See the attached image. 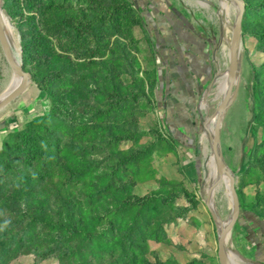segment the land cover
Wrapping results in <instances>:
<instances>
[{"label": "trees", "instance_id": "obj_1", "mask_svg": "<svg viewBox=\"0 0 264 264\" xmlns=\"http://www.w3.org/2000/svg\"><path fill=\"white\" fill-rule=\"evenodd\" d=\"M3 2L5 9L27 16L22 21L27 29L20 30L22 68H31L32 80L46 93L49 110L2 139L0 212L4 207L16 212L13 220L2 219L0 213V226L8 221L0 227V264L46 244L59 252L62 264H88L102 258L110 264H168L151 260L146 242L167 238L166 226L184 215L178 197L189 202H195V197L182 183L166 180L159 190L142 196L133 195L132 189L143 181L144 164L160 144L173 150L175 142L154 129V141L127 153L117 150L121 141L137 143L146 134L125 122L137 118L134 106L141 101L145 108L152 107L156 85V70L140 71L132 51L138 42L133 28L144 30L140 15L128 0ZM243 2L242 33L251 35L264 54V0ZM253 69L254 121L264 128V62ZM78 90L96 104L75 101ZM70 135L87 143L68 139ZM100 144L105 148L98 149ZM97 150L101 157L96 156ZM250 164L264 172V138L255 143ZM53 177L69 192L76 188L75 194L67 191L62 197L66 219L55 225L46 220V208L38 200L36 210L28 215L19 205ZM237 195L243 208L238 190ZM261 205L264 193H257L245 208L264 220Z\"/></svg>", "mask_w": 264, "mask_h": 264}, {"label": "rangeland", "instance_id": "obj_2", "mask_svg": "<svg viewBox=\"0 0 264 264\" xmlns=\"http://www.w3.org/2000/svg\"><path fill=\"white\" fill-rule=\"evenodd\" d=\"M128 1L133 5L137 14L140 15L144 28V30L137 26L133 28V35L138 42L137 50L132 51L137 58L140 71L156 70V85L154 96H152V107L150 109L145 108L146 103L144 104L141 101L139 105L134 106L138 112L137 118L135 120L127 119L125 122L127 126L136 128L146 134L137 143L129 139L121 141L117 150L120 149L122 153H127L128 149L136 145L143 146L154 141L155 137L152 135L155 132L154 129H159L164 136H168L171 141L175 142L172 138L176 136L172 135V129L168 128L170 124L165 120V111L160 104L156 103L155 91L164 78L163 60L160 52L163 49L160 41L161 31L165 30L167 24H171L173 29L178 27L181 31L196 32L205 38L211 53L217 58L214 61L215 66L212 76L208 81L210 84L218 73L225 71L228 67L229 43L236 17L235 4L225 8V5L221 3L222 0ZM3 3L2 1L3 24L13 28L21 55L20 30L25 31L27 29V26L22 23L27 19L25 18L27 16L22 18L19 12L16 13V9H5ZM24 14L27 15V13ZM263 62L264 54L257 47L255 39L247 33H241L238 56L239 72L233 84V91L236 90V95L223 114L219 133V146L227 168L235 177V187L239 191L243 208L247 203L254 202L257 193H264L263 170L257 166H250L253 160L255 143L264 138V128L258 126L254 121L257 103L253 98V68ZM121 68L122 65L117 66V70ZM30 69V67H26L24 70L31 75ZM123 78L126 83L127 79ZM11 84L10 67L0 47V97ZM212 87L213 84L210 88L207 87V90L199 97L200 107L205 99L206 108L200 110L198 117L195 119L196 136L190 137L192 140L190 143L175 142L173 150H168L166 144L162 142L151 158L144 164L146 173L143 175V181L136 183L132 189L133 195L142 196L159 190L163 180H166L173 185L182 183L195 197V202H189L184 196L178 197L177 204L184 209V215L166 226L167 238L161 241L147 240L148 257L153 261L159 260L163 263L175 264L188 262L191 259L209 261L211 258L213 260L216 258L213 263H218V229L229 220L232 202L229 189L226 191L225 186L221 183L224 174L222 175L217 171L218 173L216 172L212 181L208 177L206 165L208 160L211 157L213 158V154L209 141L210 132L207 119L215 120L214 112L228 84L223 87L224 91H221L218 97H214L216 91ZM74 99L75 101L83 100L90 104L95 103L92 97L84 94L82 90L77 91ZM48 110L45 91L40 89L31 77V82L26 89L0 109V145L7 133L6 130L20 129L31 119L46 115ZM68 139L86 142V140H82L78 136L73 137V135H70ZM96 147L101 150L105 148L103 144ZM98 151L95 152L96 156L101 157ZM56 180L57 178L53 177V179L46 181L44 187L32 195V198L19 203L24 215L33 213L36 210L34 202L38 200L46 208L47 221L55 225L66 219V208L62 197L66 195L67 191L69 192V189L67 190L65 184L62 186L56 184ZM75 189L72 188L69 193L75 194ZM210 190L209 204L219 218L217 223L211 218L206 206ZM258 209L264 210V205H261ZM15 212V209L10 210L8 207H4L0 213L2 219L13 220ZM100 226L98 225V227ZM47 232L52 233L55 237L60 236L55 231ZM227 248L231 253L230 238L227 240ZM89 261H87L88 264H110L104 258ZM8 264H62V262L59 259V252L54 250L53 245L46 244L31 248L25 253H19Z\"/></svg>", "mask_w": 264, "mask_h": 264}, {"label": "crops", "instance_id": "obj_3", "mask_svg": "<svg viewBox=\"0 0 264 264\" xmlns=\"http://www.w3.org/2000/svg\"><path fill=\"white\" fill-rule=\"evenodd\" d=\"M160 36L164 78L159 88L156 87V103L165 111L168 128L176 136L172 139L176 143H190V137L197 134L195 119L201 110L199 97L207 90L217 58L199 33L173 29L167 24ZM229 238L231 253L227 248ZM227 240L226 254L235 264H264V220L253 210L240 208Z\"/></svg>", "mask_w": 264, "mask_h": 264}, {"label": "water", "instance_id": "obj_4", "mask_svg": "<svg viewBox=\"0 0 264 264\" xmlns=\"http://www.w3.org/2000/svg\"><path fill=\"white\" fill-rule=\"evenodd\" d=\"M2 1L0 0V9L2 10ZM237 5L236 10V17L232 27L231 32V39L229 43V62H228V73H229V83L226 91L224 92L223 97L221 98L215 112V122L212 128V133L209 134V141L211 146V152L213 154L215 167L218 172L221 174L227 175L229 178V195L232 202V211L229 220L226 224L222 225L221 228L218 229V236H217V258L219 264H235L231 258H229L226 254L225 243L230 234V231L234 224L236 223L239 212H240V202L237 195V190L235 187V177L227 168V165L224 162L220 146H219V133H220V126L223 114L227 108V106L231 103V100L236 95V90L233 91V84L235 76L238 74V56H239V45H240V38H241V24H242V17L244 13V2L243 0H233ZM0 47L3 51V54L9 63V65L13 68H16L15 63L12 60L11 49L7 42V38L5 36V32L3 30L2 19L0 15ZM21 57V55H20ZM19 76L21 77V82L12 90L10 91L4 98L0 100V109L3 108L5 105L10 103L16 97H18L27 87V85L31 82V75L25 71L22 67L18 69ZM216 78L211 80L209 84V88L214 83ZM211 197V190L208 192V197L206 200V206L210 213L211 218L217 223L219 218L209 205V200Z\"/></svg>", "mask_w": 264, "mask_h": 264}, {"label": "bare ground", "instance_id": "obj_5", "mask_svg": "<svg viewBox=\"0 0 264 264\" xmlns=\"http://www.w3.org/2000/svg\"><path fill=\"white\" fill-rule=\"evenodd\" d=\"M232 1V2H231ZM222 4L225 5V8H228L230 7L231 5L235 4L234 8L236 7L235 10H237V5L236 3L233 1V0H222L221 1ZM2 13V10L0 9V15H1V19H2V25H3V30L5 32V36L7 38V42L9 44V47L11 49V54H12V60L13 62L15 63L16 65V68H13L9 65L10 67V71H11V77H12V84L8 87L7 91L4 92L1 97H0V100L2 98H4L10 91H12L20 82H21V77L19 76V73H18V69L19 67L21 68V61H20V53H19V47H18V43H17V39L15 38L14 36V31H13V28H11L10 26H6L3 24V19H4V16L1 14ZM3 17V18H2ZM233 24V23H232ZM239 48H240V45H239ZM227 76V77H226ZM238 75L235 76V78L237 77ZM235 80V79H234ZM229 83V73H228V69H226L225 71L223 72H220L217 74L216 76V79L213 83V89L216 91V95L214 94V97H218L219 94L221 93V91H224L223 90V87ZM234 99V98H233ZM232 99V100H233ZM231 100V102H232ZM206 108V103H205V99L204 101L202 102L201 104V110H204ZM204 117V116H203ZM206 117V116H205ZM213 119V118H212ZM208 120V126H209V132L212 133V128H213V123L214 121L210 120L209 118L207 119ZM206 168L208 170V174H209V179L210 181H212V178L215 177L216 175V172L217 170L215 169V166H214V160L213 158L211 157V159L208 160L207 162V165H206ZM229 169V168H228ZM218 173V172H217ZM223 175V174H222ZM221 183H223V185L225 186V189L226 191H228L229 189V178L227 177V175H223L222 176V179H221ZM212 184V183H211ZM211 188V187H210ZM216 188V187H215ZM216 190V189H215ZM214 191V190H213ZM228 193V192H227ZM210 205V204H209ZM226 224V222L224 223ZM223 224V225H224ZM219 225V224H218ZM221 228V227H220Z\"/></svg>", "mask_w": 264, "mask_h": 264}, {"label": "clouds", "instance_id": "obj_6", "mask_svg": "<svg viewBox=\"0 0 264 264\" xmlns=\"http://www.w3.org/2000/svg\"><path fill=\"white\" fill-rule=\"evenodd\" d=\"M8 224V221H5L4 225L3 226H0V227H6Z\"/></svg>", "mask_w": 264, "mask_h": 264}]
</instances>
